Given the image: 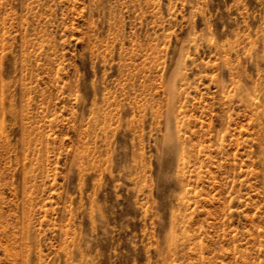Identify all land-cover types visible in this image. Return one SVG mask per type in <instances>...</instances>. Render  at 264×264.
Here are the masks:
<instances>
[{
    "label": "rangeland",
    "instance_id": "1",
    "mask_svg": "<svg viewBox=\"0 0 264 264\" xmlns=\"http://www.w3.org/2000/svg\"><path fill=\"white\" fill-rule=\"evenodd\" d=\"M0 264H264V0H0Z\"/></svg>",
    "mask_w": 264,
    "mask_h": 264
}]
</instances>
